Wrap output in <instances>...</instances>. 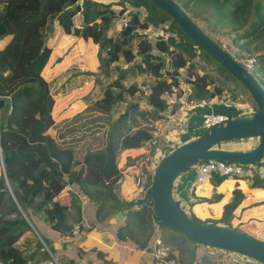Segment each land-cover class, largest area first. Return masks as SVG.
Returning a JSON list of instances; mask_svg holds the SVG:
<instances>
[{"label":"trees","instance_id":"trees-1","mask_svg":"<svg viewBox=\"0 0 264 264\" xmlns=\"http://www.w3.org/2000/svg\"><path fill=\"white\" fill-rule=\"evenodd\" d=\"M174 1L186 12L188 0ZM119 2L122 6L119 13L130 4L144 8L146 15L142 16L140 9H130L128 17L119 24V13L112 7L113 3L0 0V153L4 166L0 169V264H79L69 252L70 248H75V241L70 238L77 231L84 232L86 227L109 229L117 241L144 250L152 249L156 239L169 243L170 240L158 236L157 230L161 228L171 238H178L188 246L185 250L195 253L198 242L157 218L151 186L141 198L129 200L122 195L125 177L118 160L126 149H150L156 121L167 119V110L175 113L182 100L199 103L219 98L223 89L218 86L210 89L214 78L197 70L195 56L203 55L214 61L224 77L244 85L152 0ZM200 2L235 32L234 41L247 50L245 60L254 59L249 71L264 89V0ZM77 13L81 16L79 24L74 21ZM165 22L169 24L162 27V31L175 33L177 37L161 34L152 40L147 36L145 29L150 24L158 26ZM57 26L65 33L98 45V74L87 73L90 75L87 76L74 63L61 74H52L50 78L43 75L52 52L48 39ZM87 54L85 50L81 55ZM182 67L186 68V89L180 85ZM64 74L69 82L65 87L70 86L65 90L60 88L57 93L83 85L87 77L94 80L98 90L96 97H92L91 92L85 95L84 102L88 104L92 100L91 108L102 118V125L93 127L92 136L100 133L104 141L100 146L83 147L80 154L77 148L83 139H67L71 135L68 127L74 125L75 117L60 122L58 132L63 137L47 132L55 126L51 108L57 89L50 83ZM138 75L143 77L141 82L136 80ZM145 78L149 81L148 89L144 87ZM231 95L234 99L235 94ZM252 99L254 111L257 105ZM139 118L150 128L140 124ZM171 149L167 148L164 154ZM147 156L148 153L141 154L137 160ZM258 163L260 161L245 166L252 170L247 177L250 187L264 188V175L254 169ZM210 179L216 186L224 177L213 173ZM220 196L214 191L201 200L214 201ZM244 196V192L235 187L232 198L224 204L222 216L210 221L239 228L231 223L232 211ZM72 209L76 216L74 222L69 223L67 218ZM122 210H126L125 218L120 223L110 224L109 218ZM191 216L197 221H208ZM76 249L77 255L82 257L84 251L77 246ZM169 252L178 264L193 262L188 259L182 263L170 247ZM213 258L204 253L201 262L216 264Z\"/></svg>","mask_w":264,"mask_h":264},{"label":"crops","instance_id":"crops-1","mask_svg":"<svg viewBox=\"0 0 264 264\" xmlns=\"http://www.w3.org/2000/svg\"><path fill=\"white\" fill-rule=\"evenodd\" d=\"M74 21L78 24L81 23V16L79 13L75 14ZM78 50L79 54H83L86 48L83 47ZM81 50L82 53H80ZM74 63L76 62L70 63L64 68L66 69ZM96 67H98V65ZM90 83L93 84V82ZM87 92L88 91H84L83 94L85 95ZM180 100H182V98H180ZM242 106L243 104H241V101L238 99L235 100L228 97L224 99L216 97L199 103L185 102L182 100L175 113H169L167 110V119L164 121H157V129L152 131V138L155 142L150 149L139 147L122 151L121 155L125 154V156H127L126 160L124 159L125 156H123L122 165L125 166L124 171L130 173L134 172L136 165L133 164L137 163V157L141 154H147L148 152V156H151L155 162H158L160 158L165 155L164 153L167 148L170 147L173 149L181 143L201 134L202 132L195 131L194 129L201 123L204 113L221 112L231 116L237 114L250 115L244 114ZM60 113H62V115ZM60 113H58L57 117L53 115L55 117V126L49 128L52 130V135L54 137L64 136L60 135L61 132H58L60 131L58 127L62 120L71 116L64 111ZM225 149L232 148L227 147ZM232 150L240 149L233 148ZM128 160H131L130 163ZM254 169H256L260 175H264V157L260 160V163L254 166ZM249 172L236 179H223L216 186H214L210 178L193 186L196 172L195 167L192 166L184 170L176 178L173 184V196L190 215L193 214L202 220L210 221L219 219L222 216L224 204L232 198L233 189L238 187L244 192L245 196L232 211L233 216L231 223L253 237L264 240V188L250 187L249 178L247 177ZM126 182L127 178L125 177L124 186H126ZM126 189L127 187H124L123 190ZM214 191L221 194L217 200H201L202 197H210ZM123 196L126 197V199H131L133 197ZM67 221L73 223L70 222L68 218ZM83 224L86 225L85 222ZM70 239L75 241V248H70L69 252L79 264H154V258L149 254V249H137L130 243H121L117 241L114 233L109 229H87L86 227L84 232L77 231ZM76 246L78 249L80 248L84 251L82 257L77 255ZM216 249L215 252L213 247L197 243L196 251H198L197 256L199 257H197V260H193L191 264H202L201 257L204 253L213 255V260L216 264H257L256 260L248 258L243 254ZM185 260L188 259L186 258ZM46 264L51 263L48 262ZM203 264L210 263L204 262Z\"/></svg>","mask_w":264,"mask_h":264},{"label":"water","instance_id":"water-1","mask_svg":"<svg viewBox=\"0 0 264 264\" xmlns=\"http://www.w3.org/2000/svg\"><path fill=\"white\" fill-rule=\"evenodd\" d=\"M152 1L168 13L197 45L237 78L249 90L257 105L250 115H234L174 147L160 158L153 171L150 189L156 216L162 224L183 233L189 239L237 252L264 264V240L239 228L197 221L173 196V184L180 173L202 160L235 161L246 166L264 157V89L242 63L207 36L174 0ZM252 136L259 137V141L248 150L217 147L223 141ZM0 163L4 169L1 153ZM125 211L113 214L109 223H120L126 216Z\"/></svg>","mask_w":264,"mask_h":264},{"label":"rangeland","instance_id":"rangeland-1","mask_svg":"<svg viewBox=\"0 0 264 264\" xmlns=\"http://www.w3.org/2000/svg\"><path fill=\"white\" fill-rule=\"evenodd\" d=\"M105 3H113L112 7L119 13L120 9L122 8L120 4V0H98ZM122 1V0H121ZM189 6H185L186 13L191 17L193 22L197 24V26L202 29L204 32H206L210 37H213L215 40H217L223 47H225L232 56L237 59L240 63H244L246 60L244 58L246 49L241 45L237 44L233 37H235V32L229 27L225 21L218 20L216 17L213 16V14L210 12L208 7L205 5L204 2H200V0H192L189 2ZM133 9H140L141 15H146V11L144 8L139 7L136 8L135 6H132L130 4H127V9L123 12L119 13V16L117 17L118 23L121 24L127 17H128V10ZM169 23L165 22L163 24H160L158 26H154L153 24H150L149 27L145 29V32L147 36L154 40L157 36L163 34L164 37L167 35H173L174 37H177L175 33L168 32L166 30L162 31V27H166ZM6 38L1 40L3 42ZM48 44L52 47V52L50 54L49 60L46 64V66L43 69V75L46 78H50L52 74H61L67 65L70 63L76 62L81 69V71L87 73H99V68L96 67L98 65V59H97V53H98V45L93 43L92 40H85L81 37H77L73 34L64 33L59 26H57L54 30V32L50 35L48 39ZM86 48V52H88L87 56L85 55H79V50L81 48ZM82 53V50L81 52ZM89 55V56H88ZM197 63L196 68L200 73L207 72L209 73L210 77L214 78L213 83L209 84L210 89H214V87L218 86L223 89V92L218 96L219 98H233L231 94H235L234 99H238L241 101L242 110L244 114H251L253 112L254 104L253 99L250 96L249 90L242 86L241 84H238L236 81L232 80L230 77H224V75L218 70L217 64L204 57L203 55H198L193 58ZM180 85L186 89L188 84H185L184 77L186 76V68L182 67L180 68ZM87 76H90L87 74ZM67 74H64L62 78L58 76L53 79V82L50 83L53 89H57L56 93L53 94L54 103L51 108V115H55L57 117L58 113L61 111H64L68 113L69 116L66 119H70L72 117L74 118V125L71 127H68L70 129L71 135L68 136V141H74L76 139H83L79 145H78V153L80 154V151L83 147H89V145L94 146H100L102 145V142L104 141L100 137V133L92 136V132L94 131L97 126L102 125V118H98V113L93 111L91 108L92 100L86 104L84 102V96L88 95L90 92L93 93L92 97H96L98 94V90L96 88V84L92 78H85V81L81 84V86L78 85V87H72L71 90L64 92V93H57L60 88L67 89L65 87V83L68 82ZM142 76L138 75L136 76V80L138 82L142 81ZM66 79V80H65ZM88 79V80H87ZM90 82H93L90 83ZM145 82L147 83L144 87L145 89H148V83L149 81L147 78H145ZM69 83V82H68ZM84 91H88L83 94ZM217 97V96H216ZM62 115V113H60ZM116 114V113H115ZM60 116V115H59ZM54 117V116H53ZM54 117V119H55ZM62 117V116H60ZM65 120V119H64ZM62 120V121H64ZM99 122H98V121ZM140 124H145L147 127H149V124L142 121L140 118L138 119ZM157 122V121H156ZM63 123V122H61ZM95 127V128H93ZM72 130V131H71ZM47 132L52 135V130L48 129ZM53 136V135H52ZM73 137V138H72ZM71 138V140H70ZM259 141V137L252 136L247 138H238V139H232L228 141H223L219 144L217 147L221 148H235L240 150H248L256 146V144ZM148 153V152H147ZM123 156L125 154L120 155V158L118 160V165L123 164ZM148 157V159H147ZM144 158V160L147 161V163H151L150 157L147 156ZM124 159H127V156L124 157ZM140 161V160H139ZM138 162V160H136ZM152 163H155L152 162ZM1 166V163H0ZM122 169V172L125 169V166L122 165L120 167ZM247 174L250 170L246 169ZM125 172V173H124ZM123 175L127 178L126 186L123 185L121 188L122 195H126L127 197L133 196L131 199H137L141 198L146 192L145 188L144 190H140L136 187L134 182V172L130 173L128 171H124ZM252 172V170H251ZM251 172H249L251 174ZM244 175V174H243ZM241 175V176H243ZM250 179H248L249 181ZM124 187H127L126 190H123ZM142 194V195H140ZM126 198V197H125ZM131 200L130 198H127ZM76 216L75 209H72L68 214V220L70 222H74ZM175 230V229H174ZM177 231V230H175ZM158 236L161 238H165V240H170L169 243H165L163 240V245L169 246L171 251L176 253L175 256L180 258V261L184 263L187 259H193L197 260V252L195 250V253L191 254L189 251L185 250L188 246L184 245L178 238H171L168 232H165L161 230V228H158L157 230ZM179 232V231H177ZM181 233V232H180ZM168 247V248H169ZM217 249L214 251L216 252ZM223 251V250H222ZM181 254V256H180ZM249 258V257H248ZM180 264V263H179Z\"/></svg>","mask_w":264,"mask_h":264},{"label":"built area","instance_id":"built-area-1","mask_svg":"<svg viewBox=\"0 0 264 264\" xmlns=\"http://www.w3.org/2000/svg\"><path fill=\"white\" fill-rule=\"evenodd\" d=\"M253 61L254 59L250 58L246 60L243 65L249 70L252 66ZM231 117L232 116L227 113L206 112L203 114L201 123L197 125L194 130L203 132L214 125L230 119ZM150 142L153 144L155 141L153 138H151ZM150 161L151 163H147V161L143 159L133 164L136 165L134 170V182L136 187L140 190H144L152 184L153 171L157 162L152 163L154 162V159L152 157H150ZM194 167L196 174L193 186H196L208 180L209 178H211L213 173L222 175L224 179H236L245 174L247 171L245 165L241 163L219 159L202 160L199 163L195 164ZM228 252L236 253L233 251ZM149 254L154 258V264H178L175 258L170 257L169 248L166 245H163V242H161L160 239L155 240L152 249L149 250ZM256 262L257 264H263L257 260Z\"/></svg>","mask_w":264,"mask_h":264}]
</instances>
